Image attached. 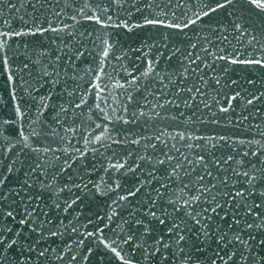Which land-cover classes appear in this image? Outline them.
I'll list each match as a JSON object with an SVG mask.
<instances>
[{
  "label": "snow or ice",
  "instance_id": "snow-or-ice-1",
  "mask_svg": "<svg viewBox=\"0 0 264 264\" xmlns=\"http://www.w3.org/2000/svg\"><path fill=\"white\" fill-rule=\"evenodd\" d=\"M0 264H264V0H0Z\"/></svg>",
  "mask_w": 264,
  "mask_h": 264
}]
</instances>
